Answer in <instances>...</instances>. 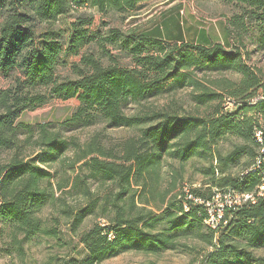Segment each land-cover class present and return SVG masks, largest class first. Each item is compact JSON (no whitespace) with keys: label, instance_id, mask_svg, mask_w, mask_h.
I'll use <instances>...</instances> for the list:
<instances>
[{"label":"trees","instance_id":"16d2710c","mask_svg":"<svg viewBox=\"0 0 264 264\" xmlns=\"http://www.w3.org/2000/svg\"><path fill=\"white\" fill-rule=\"evenodd\" d=\"M227 1L243 9L241 17L230 22L236 28L255 23L264 28V0ZM147 2L0 0V74L11 80L0 89V223L9 227L12 244L21 250L22 242L36 233H56V228L42 227L37 213L60 201L58 211L69 233L83 246L78 257L63 264H97L127 250L156 255L175 248L177 230L192 228L212 246L203 264H264L250 249L264 243V187L257 193L264 183V167L247 171L259 150L253 131L264 127L257 118L264 116V77L251 69L240 50L203 36L195 43H185L176 20L171 24L177 31L174 42L180 46H169L165 40L167 21L150 29L127 31L107 25L99 32L90 29L91 17L76 16L67 32L53 28L60 17L78 7L89 5L102 14L131 15ZM42 24L45 29L38 30ZM112 51L125 52L133 66L119 62ZM70 55H79V59L70 62V70L64 73L61 68L67 67L65 57ZM226 71L241 76L238 82L227 81L221 87L226 94L202 81L206 73ZM186 87L194 90L193 112L180 114L163 108L145 112L141 108L152 96ZM258 94L262 99L250 104L249 99ZM227 97L236 105L225 111L222 103ZM51 98L76 100V110L66 122L70 126L102 123L107 128L135 127L138 134L124 141L119 154L96 142L89 144L69 163L73 169L78 164L81 174L72 181H59L57 170L51 167L71 144H77L49 129L50 124L39 123L32 129L18 119ZM21 127L27 129L23 135ZM228 137L237 142L224 153L218 143ZM193 157L207 164L200 168L202 183L208 187L205 191L191 188L185 194L174 193V175L168 189L156 190L163 161L182 164ZM95 183L112 185L115 191L99 197L91 190ZM54 188L60 194L73 192L83 202H63ZM216 190L252 193L254 199L226 207L225 224L213 230L203 223L204 204L196 199H210ZM146 194L159 196V204L153 206L143 198ZM90 215L103 223L81 228ZM160 221L167 226L155 231Z\"/></svg>","mask_w":264,"mask_h":264},{"label":"rangeland","instance_id":"374dc122","mask_svg":"<svg viewBox=\"0 0 264 264\" xmlns=\"http://www.w3.org/2000/svg\"><path fill=\"white\" fill-rule=\"evenodd\" d=\"M24 8H27V6L24 5ZM242 14L243 9L241 6L227 0H150L131 15L102 14L89 5L78 7L66 16L60 17L53 28L59 29L62 27L67 32L68 23L75 20L76 16L91 17L90 29L99 32L104 31L107 25L127 31L128 29L138 28L150 29L155 24L162 25L167 21L165 40L168 41L169 46H174L179 45L178 42H174L176 41L177 31L174 30L171 24L176 20L179 23L180 34L185 43H195L200 36H203L209 42H219L228 49H239L251 69L264 77V28L257 23L248 24L246 29L236 28L230 22L240 18ZM45 27L46 25L42 24L37 28L42 30ZM82 51L84 49L80 52ZM112 52L115 58L119 59V62L129 67L133 66V62L125 52ZM65 59L67 60V67H62L61 70L68 73L70 62L78 60L79 55L66 56ZM201 78L211 89H216L221 93V87L226 86L227 81L238 82L241 76L238 73L226 71L206 73ZM10 84L11 80L0 74V89ZM193 92L194 90L188 87L176 91H167L164 94L152 96L141 105V108L145 112L162 108L166 111L176 110L180 114L193 112L196 109L192 101ZM223 94H226V92ZM76 106L77 102L72 98L63 100L51 98L44 105L23 112L18 118L32 129L36 128L39 123L50 124L49 129L58 132L62 138L77 144V147H73L71 144L61 160L53 163L51 167L53 170L54 168L57 170L56 178L59 181H72L76 174H81V169L77 168L78 164L73 169L69 167V163L77 156L76 152L85 149L89 144L96 142L103 149H110L115 154H119L124 141L136 137L138 134V128L135 127L107 128L102 123H94L89 126H70L66 122L76 110ZM203 108V106H199L198 110L203 112ZM134 110L135 107L130 108L129 112ZM257 118L264 125V116L258 115ZM26 130L23 127L19 128L22 135ZM234 142H237L235 137L225 138L219 141L218 148L226 153ZM0 154L3 153L0 151ZM244 158L245 156L242 157V160ZM205 166L207 164L201 157H193L182 164L163 161L159 168V181L156 183V190L164 191L168 189L174 175L176 180L174 193L182 192L185 194L191 188H201L202 191H205L208 187L202 183L204 177L200 172V168ZM91 190H95V194L99 197L110 196L111 192L115 191L112 185H97L96 183L91 184ZM54 194L55 196L62 195L63 202L76 204L83 202L81 196L74 198L73 192L71 194H60L54 188ZM153 196L154 198L146 194V197L143 198H146L155 206L154 204H159V196ZM60 203V201H56L54 205L50 203L37 213L41 217L42 227L56 228V233L51 235L44 232L36 233L35 236L22 242L21 250L19 245L12 244L9 227L0 223V264H63L70 258L79 256L83 246L79 245L77 239L69 233L66 219L58 211ZM151 209L157 211L156 207L151 206ZM96 221L102 220L92 215L87 216L81 224V228H87ZM155 225V231L167 226L163 221L157 222ZM198 231V229L193 228L186 232L177 230L174 239L177 242L175 248L162 250L156 255L140 254L127 250L105 258L97 264H147L148 262H155L156 264H203L206 252L211 250L212 246L207 245L203 239L196 236ZM16 237L21 238V234L18 233ZM250 249L260 259V263H264V243Z\"/></svg>","mask_w":264,"mask_h":264},{"label":"built area","instance_id":"2783aa9c","mask_svg":"<svg viewBox=\"0 0 264 264\" xmlns=\"http://www.w3.org/2000/svg\"><path fill=\"white\" fill-rule=\"evenodd\" d=\"M262 99L261 95H257L249 99L250 104H255L257 100ZM224 110H231L235 107L234 100L230 97H227L223 100ZM254 139L259 144L258 154L255 157L253 164L249 167L247 171L255 172L260 171L264 167V127H258L254 129ZM246 171V172H247ZM263 181H264V171H261ZM264 187V183H261L258 187L257 193L260 195L262 193V189ZM191 197V195L189 196ZM247 199H254L252 193H245L243 195H239L237 193L232 192H222L216 190L210 199L206 200H198L199 203L202 202L204 204V209L206 211L205 218L203 223L206 224L211 229L215 230L221 223L225 224L224 221V212L226 207L230 208L234 205L239 204L241 201H245ZM103 223V220L101 221ZM112 236V232L107 234V238L110 239Z\"/></svg>","mask_w":264,"mask_h":264}]
</instances>
